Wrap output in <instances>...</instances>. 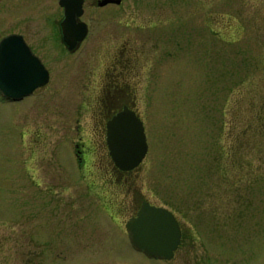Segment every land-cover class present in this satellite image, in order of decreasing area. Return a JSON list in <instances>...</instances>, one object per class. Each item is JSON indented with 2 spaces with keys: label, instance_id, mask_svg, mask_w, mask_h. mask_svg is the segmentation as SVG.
<instances>
[{
  "label": "rangeland",
  "instance_id": "obj_1",
  "mask_svg": "<svg viewBox=\"0 0 264 264\" xmlns=\"http://www.w3.org/2000/svg\"><path fill=\"white\" fill-rule=\"evenodd\" d=\"M91 13L97 43L66 60L65 82L56 66L47 93L0 102V264H264V53L251 63L264 0H125ZM127 36L149 152L126 176L131 190L121 178L107 199L59 160L80 124L87 136L92 112L80 106L109 83ZM137 194L177 215L186 237L172 261L131 248L124 227Z\"/></svg>",
  "mask_w": 264,
  "mask_h": 264
},
{
  "label": "flooded vegetation",
  "instance_id": "obj_2",
  "mask_svg": "<svg viewBox=\"0 0 264 264\" xmlns=\"http://www.w3.org/2000/svg\"><path fill=\"white\" fill-rule=\"evenodd\" d=\"M108 1L114 2L116 0H0V53H9L21 63L20 65L24 64L22 66L23 69H28V64L32 68L36 63L38 68H42L44 72H47V81L44 86L37 88L29 97L47 93L52 80L55 81V76H57L60 71V78H56V80L59 82L62 80L64 82L66 81V69L62 67L63 64L65 65L66 60L69 57L72 59L75 58L83 49L97 43L94 36L96 33L94 26L96 18L91 12L95 13L100 10H105L108 7H119L125 0H121L122 2L120 5L111 3L102 6V3ZM80 10H82V15L77 18V25L81 23L86 24L87 33L85 39L77 44L76 48L72 51L66 43L63 24L67 20V14L69 12H79ZM125 13L127 17H130V14H127V10H125ZM205 17H207L206 20H204L205 30H210V17L208 14ZM79 31L80 30H77V32ZM10 38L12 39L10 45L3 48L1 46L3 42ZM131 40L132 37L129 36L126 42H123L121 46V48L123 47L121 49L123 51L114 52L115 56L113 61L111 60L105 74L102 76V80L108 78L109 83L102 86H99L97 83L96 88L87 91V93L90 92L92 95L93 105L90 107L86 105L80 106V110L83 109L86 112L84 116L87 115L88 110L92 112L90 118H87L88 123L85 120V123L88 124L85 129L87 136H84V132H82V128L86 127V125L84 124L85 126H83V124H80L79 129L82 136L79 140L72 143L73 153L68 155V159L61 156L59 160V163L62 162L61 166L65 167L67 177L72 178L74 175L85 182L88 193L95 194L101 192L105 194V198L107 199H109V194L114 191L116 181L120 183L121 178V189L128 188L131 190L130 186L126 184V182H128L126 176L130 174V172L120 171L116 167L111 154L109 148V124L127 109L134 113L146 127L145 120L141 116L137 106L138 89L135 87V89L132 90L129 85L131 73L134 74L135 67L137 66L136 53H134L131 48L128 49V44ZM254 43L256 55L254 56L253 52L251 63L257 56L264 53V44H261L259 40ZM115 47L116 46L113 48ZM155 49L158 48L156 47ZM56 66H60L57 74L55 73ZM158 73L160 72L158 71ZM39 75L40 76L37 78L44 79V74L40 73ZM111 76L113 78H111ZM120 82H124V84ZM65 86L66 83H58V88H55L52 94H61ZM29 97H26L20 102H14L6 99L0 91V102L3 104L21 103ZM92 126L94 129H92ZM88 127L92 129L91 133ZM89 136L93 138H89ZM44 139L46 138H43V140ZM35 141L37 142V140ZM92 145H95L96 150H99L100 154L98 153L99 151L92 148ZM69 165L71 167L75 166V169L72 171ZM49 167H51V165ZM50 170L51 168L47 170L48 174L46 173V177L47 175L50 178L54 177ZM125 180L127 181L125 182ZM37 186L39 187L40 185L38 184ZM46 190H48L49 193L53 191L49 185L46 187ZM130 190H127L128 193H130ZM136 197L137 200L132 205L133 211H130V217L126 221L124 227L129 242L130 238L126 225L131 219L137 217L143 205L149 203L151 206L162 208L161 206L144 201L138 194ZM104 206V214L115 221V216L109 212L107 205ZM130 208L131 203L129 201H124L122 211L126 213L125 211ZM170 212L178 220L177 215L172 211ZM178 222L181 226L179 220ZM181 230L182 240L178 251L183 246V241L186 237L182 226ZM131 248L133 249L132 245ZM133 251L137 252L135 249H133ZM139 254L144 255L143 253Z\"/></svg>",
  "mask_w": 264,
  "mask_h": 264
},
{
  "label": "water",
  "instance_id": "obj_3",
  "mask_svg": "<svg viewBox=\"0 0 264 264\" xmlns=\"http://www.w3.org/2000/svg\"><path fill=\"white\" fill-rule=\"evenodd\" d=\"M121 0L108 1L102 6ZM79 12H69L63 24L66 43L74 50L86 37V24L77 25ZM77 30H80L77 32ZM12 39H7L1 45L6 48ZM21 63L9 53H0V91L11 101L20 102L47 81V72L36 66L23 69ZM20 65V66H19ZM40 73L44 79H39ZM109 148L116 167L123 172H131L139 168L146 159L149 145L144 123L134 113L125 110L108 126ZM130 243L137 252L143 253L147 259L172 261L182 240L181 226L176 217L167 209L151 206L145 203L136 218L126 225Z\"/></svg>",
  "mask_w": 264,
  "mask_h": 264
}]
</instances>
